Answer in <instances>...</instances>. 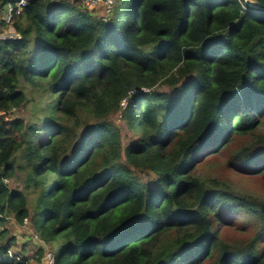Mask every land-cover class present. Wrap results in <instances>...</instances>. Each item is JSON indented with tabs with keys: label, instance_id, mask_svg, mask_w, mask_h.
Instances as JSON below:
<instances>
[{
	"label": "trees",
	"instance_id": "1",
	"mask_svg": "<svg viewBox=\"0 0 264 264\" xmlns=\"http://www.w3.org/2000/svg\"><path fill=\"white\" fill-rule=\"evenodd\" d=\"M17 1L0 0V25ZM256 2L114 0L100 17L28 0L14 14L20 38L0 39V264L28 263L10 214L54 264H264V197L198 175L224 155L264 179Z\"/></svg>",
	"mask_w": 264,
	"mask_h": 264
},
{
	"label": "rangeland",
	"instance_id": "2",
	"mask_svg": "<svg viewBox=\"0 0 264 264\" xmlns=\"http://www.w3.org/2000/svg\"><path fill=\"white\" fill-rule=\"evenodd\" d=\"M79 8L86 9L96 16H105L109 13L114 0H76ZM251 6L257 5L256 0H245ZM114 5V3H113ZM4 10L2 15H5ZM13 25H0V32H9ZM160 90L168 91L166 85H160ZM126 103V102H125ZM14 116H27V111L22 108H15L13 110ZM115 123H122L120 116L117 114L113 116ZM226 157L220 155L215 159H204L198 165V175L201 178H208L213 176L225 175L228 178L231 186L239 192L252 193L258 197H264V179L248 176L247 173L238 171L236 169L226 170ZM12 189L22 188V183L19 177L14 176L7 180ZM239 224V225H238ZM7 226L11 232L18 238V248L21 255L28 257L27 264H54L53 245L45 243L37 231L34 229L31 220H27L23 224L17 222L13 214H10L7 219ZM233 228V229H232ZM229 231L231 236L244 235L245 230L242 229L240 223H235ZM42 250L41 254L40 251Z\"/></svg>",
	"mask_w": 264,
	"mask_h": 264
},
{
	"label": "built area",
	"instance_id": "3",
	"mask_svg": "<svg viewBox=\"0 0 264 264\" xmlns=\"http://www.w3.org/2000/svg\"><path fill=\"white\" fill-rule=\"evenodd\" d=\"M28 0H18L16 3H9L6 9L5 21L7 25H13V16L14 14H21L24 7L27 5ZM114 1L112 2L113 6ZM112 8V7H111ZM9 32L1 33L0 39L14 40L20 38V34L15 30L14 26L10 28ZM126 104L124 101L122 102Z\"/></svg>",
	"mask_w": 264,
	"mask_h": 264
}]
</instances>
